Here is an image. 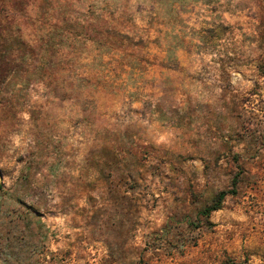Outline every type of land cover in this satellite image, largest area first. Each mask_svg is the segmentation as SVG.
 <instances>
[{"label":"rangeland","instance_id":"rangeland-1","mask_svg":"<svg viewBox=\"0 0 264 264\" xmlns=\"http://www.w3.org/2000/svg\"><path fill=\"white\" fill-rule=\"evenodd\" d=\"M231 263L264 264V0H0V264Z\"/></svg>","mask_w":264,"mask_h":264},{"label":"trees","instance_id":"trees-1","mask_svg":"<svg viewBox=\"0 0 264 264\" xmlns=\"http://www.w3.org/2000/svg\"><path fill=\"white\" fill-rule=\"evenodd\" d=\"M235 184H236V179H233V180H232V183H231L232 190H231L230 192H220V193L217 195L215 201H214L210 206L206 207V208L202 211V214H203L205 217H208L210 213L219 210L220 207H221V204H222V202H223V200H224V198H225V196H226L227 194H231V195L234 194V190H233V189H234V187H235ZM231 264H234V263H231Z\"/></svg>","mask_w":264,"mask_h":264},{"label":"crops","instance_id":"crops-1","mask_svg":"<svg viewBox=\"0 0 264 264\" xmlns=\"http://www.w3.org/2000/svg\"><path fill=\"white\" fill-rule=\"evenodd\" d=\"M180 60V59H179Z\"/></svg>","mask_w":264,"mask_h":264}]
</instances>
